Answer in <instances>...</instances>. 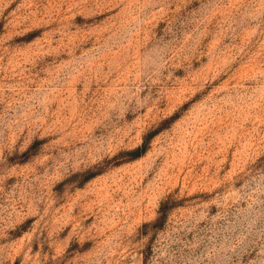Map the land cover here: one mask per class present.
<instances>
[{
	"label": "rangeland",
	"instance_id": "1",
	"mask_svg": "<svg viewBox=\"0 0 264 264\" xmlns=\"http://www.w3.org/2000/svg\"><path fill=\"white\" fill-rule=\"evenodd\" d=\"M0 264H264V0H0Z\"/></svg>",
	"mask_w": 264,
	"mask_h": 264
},
{
	"label": "trees",
	"instance_id": "2",
	"mask_svg": "<svg viewBox=\"0 0 264 264\" xmlns=\"http://www.w3.org/2000/svg\"><path fill=\"white\" fill-rule=\"evenodd\" d=\"M149 135H150V133H147L146 136H144L142 143H141L139 146H137L136 148H134V149H132L131 151H129V153H130L132 156H136V155H138V154L142 151V149L144 148V145H145V140H146V138H147Z\"/></svg>",
	"mask_w": 264,
	"mask_h": 264
}]
</instances>
